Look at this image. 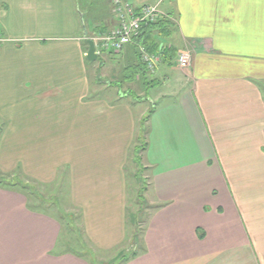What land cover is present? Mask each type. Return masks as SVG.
Listing matches in <instances>:
<instances>
[{"label": "crops", "instance_id": "crops-1", "mask_svg": "<svg viewBox=\"0 0 264 264\" xmlns=\"http://www.w3.org/2000/svg\"><path fill=\"white\" fill-rule=\"evenodd\" d=\"M126 1L158 5L175 24L160 49L177 58L153 75L138 68L136 41L98 53L97 39L118 25L112 0H0V92L12 104L22 86L32 101L20 110L40 112L48 130L71 118L93 136L91 171L81 174L76 159L65 166L63 147L47 143L18 178L33 190L65 177L89 252L61 242L62 209L32 207L45 200L35 190L0 186V264H111L119 249L131 254L120 264H264V0ZM145 97L152 107L135 116ZM10 114L0 105L1 118ZM140 132L153 194L145 226L133 230L125 167ZM5 161L1 174L17 168Z\"/></svg>", "mask_w": 264, "mask_h": 264}, {"label": "rangeland", "instance_id": "rangeland-1", "mask_svg": "<svg viewBox=\"0 0 264 264\" xmlns=\"http://www.w3.org/2000/svg\"><path fill=\"white\" fill-rule=\"evenodd\" d=\"M80 1L85 3V0ZM104 83L105 82H101L102 85ZM108 86L109 85H105V88ZM90 95L93 96V90ZM12 96L13 102L10 104V100L8 101V98L11 99V97L6 96L4 92H0V105H4L6 109H12L14 113L12 115H5L6 118L4 116H2V118L0 117V160L6 159L5 164L7 165L16 163L17 168H13L12 172H9L11 170H2L3 178L15 182L14 179H18L20 177L22 182L26 181L27 176L25 174L24 167L28 164L31 165L32 161L36 162L41 160V156L43 154L42 150L45 149L47 143L52 145L56 144L57 148L63 147L65 150L63 153L65 166L68 165L69 162L75 161L76 159V163L79 167H81V174L86 172L83 171V169L90 170L92 163L89 162L88 156L93 155L92 152L89 153V151H93V136L88 135L89 133L82 130L79 131V128L83 127L82 122H74L70 118L67 122H61L58 128L51 127L50 130H48L45 126V122L41 118L40 112L36 115H29L26 113L27 110H20L25 108L27 101H32L30 94L27 93L22 86H20L19 89L12 90ZM135 101L138 102L133 108L135 116L138 115L139 109H150V107H152V104H150L149 101H146V97ZM10 105H14L15 109ZM23 105L25 106L23 107ZM138 128L140 130V124L138 125ZM47 131L56 132L52 134L48 132L49 134H47ZM139 136L141 137L139 138ZM144 142L143 133L140 132V135L137 134V139L134 141L132 148L128 153L127 164L125 167L128 211L129 214L133 216L132 221L134 220L135 223V226L133 225V230L135 228H138L137 230H139L141 226H145L148 213V210L146 209L151 197L150 194H153V191L149 192L151 171L148 167H146L143 159L141 158L144 155L143 152H141V147H143ZM102 149L105 148H100V150ZM100 150L97 153H99ZM81 156L83 159L79 160ZM138 157L141 159L137 160ZM3 167L6 166L3 164ZM64 178L65 177H63V179ZM62 180L59 181V184L54 183L50 185H40L36 182L34 185L35 189L33 190H35L40 197H44L47 200L46 203L47 206H49L47 211L49 210L52 213H57L61 209L63 210L61 212L64 214L63 221L66 224V229L61 235V242L70 240L71 242H69V244L72 248L78 250L80 249L82 252H89L87 250L90 245L82 226L81 213L73 208L69 197V185L66 181L62 182ZM140 196L142 198H140ZM55 197H58V200L54 201ZM37 200V197L34 200L31 199V203L36 205L39 202ZM129 224L130 227H132L131 222ZM137 242L136 240H132V244L135 247L134 251H136L137 248L135 243L138 245L141 243ZM79 243H82L83 245H79ZM122 252L123 249L115 250L112 252V254L115 253L112 255L113 258L110 257L108 260H105V262L108 261L111 264H120L121 261L123 262L122 259L124 256L131 255L126 253L120 256Z\"/></svg>", "mask_w": 264, "mask_h": 264}, {"label": "built area", "instance_id": "built-area-1", "mask_svg": "<svg viewBox=\"0 0 264 264\" xmlns=\"http://www.w3.org/2000/svg\"><path fill=\"white\" fill-rule=\"evenodd\" d=\"M112 4L118 19V25L109 35L97 39L101 44V50L98 53L108 51L119 54L123 52L128 46L133 44L143 25L155 23L163 17L158 5L143 6L140 9H136L126 0H112ZM0 42H2L1 39ZM139 51L146 65L147 73L150 75L155 74L161 61L160 56L152 55L142 47ZM178 63L181 68H188L191 63L190 53L179 52Z\"/></svg>", "mask_w": 264, "mask_h": 264}, {"label": "trees", "instance_id": "trees-1", "mask_svg": "<svg viewBox=\"0 0 264 264\" xmlns=\"http://www.w3.org/2000/svg\"><path fill=\"white\" fill-rule=\"evenodd\" d=\"M174 27H175V24L171 20H169V18H166L164 16L161 17L159 20H157L155 23L143 25L141 27L138 36L134 39V41H136V44L135 43L134 44L137 48V52H138V55L140 56L141 62L143 63V64H138V68H140L141 72L145 76L148 73H147L146 65L142 60L139 49L142 47L148 53H150L152 55L160 56L161 61H164L165 63H170L171 61H173L175 59V57L177 58V53L174 49L169 48V47H164V48L160 49V43L162 41L161 40L162 38H168L169 36L172 35ZM141 148H142L141 152H144L145 147L143 146ZM141 158L138 157L137 160H140ZM14 180H15V182H13L12 180H9V179H5L2 177V174H1L0 186L4 187V188L20 189L22 192L31 193L30 196L33 194V190H31L30 186H26L24 183H22L18 179H14ZM140 198H142V197L140 196ZM56 200H58V197H55L54 201H56ZM46 201H47L46 199L45 200L42 199L36 205L33 203H31V204H32V207H38L41 210L46 211L49 208V206H47ZM61 214H62V212H61ZM63 217H64V215H63ZM124 259H125V257H124Z\"/></svg>", "mask_w": 264, "mask_h": 264}, {"label": "water", "instance_id": "water-1", "mask_svg": "<svg viewBox=\"0 0 264 264\" xmlns=\"http://www.w3.org/2000/svg\"><path fill=\"white\" fill-rule=\"evenodd\" d=\"M88 44L90 47H89V51L87 54V59L89 61L93 62V61L97 60L96 45H95V42L93 40H89Z\"/></svg>", "mask_w": 264, "mask_h": 264}]
</instances>
